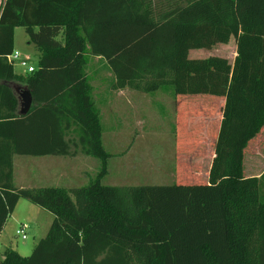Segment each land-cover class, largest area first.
Segmentation results:
<instances>
[{"label": "trees", "instance_id": "trees-1", "mask_svg": "<svg viewBox=\"0 0 264 264\" xmlns=\"http://www.w3.org/2000/svg\"><path fill=\"white\" fill-rule=\"evenodd\" d=\"M17 28L40 53L34 72L17 73L9 61ZM229 34L237 47L231 75L223 59H188L190 50L227 44ZM91 56L113 73L111 91H160L176 101L224 95L206 182L193 183L200 179L194 165L173 185L102 184L112 155L87 74ZM16 88L32 94L27 114ZM263 136L264 0H5L0 237L22 199L55 219L31 256L8 250L0 264H264V173L244 175L245 154ZM79 154L102 163L88 186L15 187L16 156Z\"/></svg>", "mask_w": 264, "mask_h": 264}, {"label": "rangeland", "instance_id": "rangeland-1", "mask_svg": "<svg viewBox=\"0 0 264 264\" xmlns=\"http://www.w3.org/2000/svg\"><path fill=\"white\" fill-rule=\"evenodd\" d=\"M207 31L212 32L213 30ZM210 32H208V36L215 34ZM213 32L226 33L232 32V30L214 28ZM228 37L227 44L218 43L216 45L218 46L217 50L193 51V58L217 54L233 61L236 37L233 34H229ZM28 42L29 37L25 29L17 28L15 52H18L21 59L26 60L29 66H37L38 51ZM15 69L17 73L27 72V68H22L19 64ZM87 74L93 85L95 104L101 112L104 129L103 144L106 151L112 154L113 159L110 173L103 178L102 184L116 187L172 185L173 183L169 182L171 180L169 169L172 167L173 170L175 167L176 150L175 115L172 114L173 112L168 106L171 97L160 91L150 95L141 92L134 93L130 90L122 98L116 96L113 91L115 95L109 98L111 93L108 91H110V84L114 80V75L102 58L90 57ZM165 95L169 98L167 99ZM111 99L114 108H111ZM126 134L131 137L129 140ZM116 135L123 136V138L118 139L116 143L118 145L110 143V137H116ZM130 146L131 148H129ZM128 150L129 153L124 159V166L116 165L114 167L112 164L119 162L118 158L123 157ZM17 158L20 160L17 164L14 181L17 189H33L37 188V185H41L40 187H51L50 185H52L67 189L85 187L97 177L101 170V161L93 157L79 154L77 157L61 158L60 160H68L72 163L71 166L79 169V172H87V181H85L86 177L81 175L82 182H75L69 186L72 182H68L65 177L61 180L56 178L57 181H55L46 173V161H53L55 157L45 159L44 157L19 156ZM193 161L200 163L197 168L200 179L194 180L193 183L206 182L211 166L209 156ZM257 169L260 170V167ZM153 175L159 179H154ZM54 219V215L45 209L28 200H20L14 213L8 218L0 237V263L4 260L5 252L8 250L17 251L22 257L31 256L37 243L48 234ZM22 228L27 235L25 240L22 239V236L17 237L16 234L17 230Z\"/></svg>", "mask_w": 264, "mask_h": 264}, {"label": "crops", "instance_id": "crops-1", "mask_svg": "<svg viewBox=\"0 0 264 264\" xmlns=\"http://www.w3.org/2000/svg\"><path fill=\"white\" fill-rule=\"evenodd\" d=\"M4 2L5 0H0V15L3 9ZM217 47L218 46L215 45L209 49L190 50L188 54V59L189 60H209L212 58L223 59L228 62V66L230 67L229 75H231V70L233 68L234 62L237 57L236 42L232 56L233 61H231L227 57H223L217 54L209 55L203 58L201 57L193 58L192 55V53H194L193 51L212 50V49L217 50ZM38 54H39L38 56L40 57L39 52ZM127 91L130 90L126 89L121 91H114V93H116V96H118L119 98H122L125 97ZM108 92L111 93L109 98H112V96L115 95L111 90ZM133 92L136 93V91ZM224 102H225L224 95H219L216 93H206L200 95H181L178 101L172 100L170 98V101L168 102V106L170 107V110L173 112L172 114L175 115L174 124L177 126V131H178V133L175 135V150H176L175 167L173 168V170L172 167L169 169L171 175V180H169V182H171V184L172 183L176 184L179 179L187 180L186 178L191 175L194 165L196 166L200 165L199 162L195 163L193 161L194 159L198 160L208 155L212 166L213 160L215 158V148L213 144H215V140L217 137L216 132L221 124ZM113 104L114 103L111 99V108L115 107L113 106ZM126 136L128 137V140L129 138H131L127 134ZM120 138H123V136L122 135H116V137L111 136L110 143H115L114 145H118L116 143ZM129 148H131V146ZM128 153L129 150L127 151V153H125L123 157L118 158V160H120L119 162H114L116 164H112V165L114 167L116 165L123 167L125 164L124 159L127 157ZM17 157L19 156H16L14 159V181L16 177L17 164L19 163L18 161H20ZM48 157H55V160L53 161L48 160L46 161L45 164L47 171L46 173L49 176H51V178L53 177L55 181H57L56 178H60L61 180L62 178L65 177V179L68 182H72V184L69 186H72L73 184H75V182H82L81 179L82 176H85L86 177L85 181H87V177H88L87 172L83 171L84 174L81 171L79 172V169L75 168L74 166L72 167L71 166L72 163H70L68 160L64 161L63 160L64 157L45 156L44 158L49 159ZM61 158H63L62 159L63 162L62 160H60ZM112 161H113L112 158L108 160V173H110V166ZM100 165H102L101 162ZM247 167H248V172H247ZM258 167H260V170L257 169ZM263 173H264V136L260 138V142L252 143V145L250 146V151L246 152L244 159V175L246 178L260 177ZM153 178L157 180L159 179L158 177H156V175H153ZM37 186H38L37 188H44V187H40L41 185H37ZM50 186L53 187L52 185ZM54 187H59V186H54Z\"/></svg>", "mask_w": 264, "mask_h": 264}, {"label": "built area", "instance_id": "built-area-1", "mask_svg": "<svg viewBox=\"0 0 264 264\" xmlns=\"http://www.w3.org/2000/svg\"><path fill=\"white\" fill-rule=\"evenodd\" d=\"M9 61L14 65L17 66L19 64L22 68H27V72H34L36 69V66H29L28 62L26 60L21 59V56L18 52H14L13 55L9 57ZM17 237L22 236V239H27V235L25 234L24 228L18 229Z\"/></svg>", "mask_w": 264, "mask_h": 264}, {"label": "water", "instance_id": "water-1", "mask_svg": "<svg viewBox=\"0 0 264 264\" xmlns=\"http://www.w3.org/2000/svg\"><path fill=\"white\" fill-rule=\"evenodd\" d=\"M21 101V113L27 114L33 106V97L29 90L23 88H16Z\"/></svg>", "mask_w": 264, "mask_h": 264}]
</instances>
